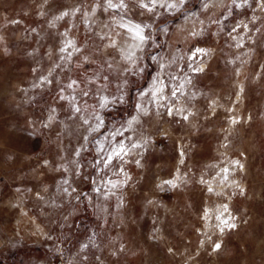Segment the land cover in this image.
Instances as JSON below:
<instances>
[{"label": "rangeland", "instance_id": "1", "mask_svg": "<svg viewBox=\"0 0 264 264\" xmlns=\"http://www.w3.org/2000/svg\"><path fill=\"white\" fill-rule=\"evenodd\" d=\"M122 2L0 0V264H264V0Z\"/></svg>", "mask_w": 264, "mask_h": 264}, {"label": "snow or ice", "instance_id": "2", "mask_svg": "<svg viewBox=\"0 0 264 264\" xmlns=\"http://www.w3.org/2000/svg\"><path fill=\"white\" fill-rule=\"evenodd\" d=\"M154 2H155V0H153V3H154ZM167 6H168V7H173V8H174V7L177 6V4L173 3V4H168ZM116 7L123 8V7H126V5L122 2V0H121V3H119V4H114V3L112 2V0H108V8H116ZM139 7H141V8H145V9H148V10H151V8L149 7V5H148V4H145V3H143V2H140V3H139ZM65 15H66V13H65ZM61 18H62V17H61ZM122 27H127L129 32H134V38L140 41V43L134 45V47H136V48H140V47L142 46V44L145 42V40H146V37H145L144 32H143V28H141V26L138 25V24H137V25H133V26H131V27H128V26H126V25H122ZM67 43H68L69 45H73V42H72V41H68ZM108 46L111 47V48H116V42H115V41H112ZM61 51H63V49H61ZM197 51H198V52H203L204 50H202V49H197ZM122 54H124V53H122ZM125 58H126V59H130L131 57H130L129 54H125ZM153 59H155V57H153ZM196 71H203V67L197 68ZM74 83H75V82H73V84H74ZM157 84H158L159 86H157ZM72 86H73L72 84L69 85V87H72ZM150 94H151L152 96H157V95L163 96V94H164V85H163V82H161V81L158 80L156 83H154V85H153V89L151 90V93H150ZM173 95H175V92H173ZM101 106H103V105H101ZM75 110H76L77 112L80 111L79 108H76ZM142 111L145 112V114H146V112H147L146 109H142ZM96 119L99 120L100 118H99V117H96ZM135 119H136V118H133V120H135ZM84 123H85V124L88 123L87 119L84 120ZM101 123H102V122H101ZM132 123H133V121H129V127L132 126ZM100 126H101V124H97L96 128L92 129V131H93V132L98 131V129H99ZM99 150H100V151H104L103 147H101ZM124 151H125V148H124L123 145H120L118 149H116V148L113 149V153L115 154V156H116L117 158H122V157H121V154H122ZM113 153H109V154H108L107 159L104 161L105 164H108V163H110V162L112 161V159H113ZM166 183L174 184L173 181H167ZM209 190L211 191V189H209ZM217 247H219V245H217Z\"/></svg>", "mask_w": 264, "mask_h": 264}]
</instances>
